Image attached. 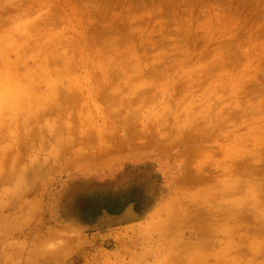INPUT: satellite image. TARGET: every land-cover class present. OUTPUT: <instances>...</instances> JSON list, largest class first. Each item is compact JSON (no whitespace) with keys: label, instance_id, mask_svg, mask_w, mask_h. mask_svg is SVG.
I'll return each mask as SVG.
<instances>
[{"label":"rangeland","instance_id":"rangeland-1","mask_svg":"<svg viewBox=\"0 0 264 264\" xmlns=\"http://www.w3.org/2000/svg\"><path fill=\"white\" fill-rule=\"evenodd\" d=\"M0 264H264V0H0Z\"/></svg>","mask_w":264,"mask_h":264},{"label":"trees","instance_id":"trees-1","mask_svg":"<svg viewBox=\"0 0 264 264\" xmlns=\"http://www.w3.org/2000/svg\"><path fill=\"white\" fill-rule=\"evenodd\" d=\"M99 195H105L104 200H100ZM132 198H134V195H119L113 197L109 193H83L82 198L75 197L74 203H72L73 207H71L73 213L70 215L78 218L80 222H91L105 210L111 213H121L130 202H136L138 204L137 201H132ZM150 208L148 211H150Z\"/></svg>","mask_w":264,"mask_h":264},{"label":"crops","instance_id":"crops-1","mask_svg":"<svg viewBox=\"0 0 264 264\" xmlns=\"http://www.w3.org/2000/svg\"><path fill=\"white\" fill-rule=\"evenodd\" d=\"M164 197V196H163ZM164 199V198H163ZM163 201V200H162ZM162 201L160 203H162ZM158 205V204H157ZM157 205L155 204V209L157 208ZM159 206V205H158ZM154 211V210H153Z\"/></svg>","mask_w":264,"mask_h":264}]
</instances>
